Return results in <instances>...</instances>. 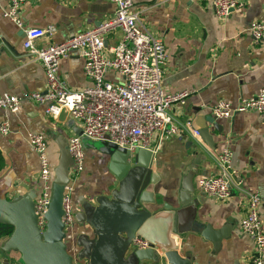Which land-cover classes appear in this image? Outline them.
Here are the masks:
<instances>
[{
  "label": "crops",
  "instance_id": "crops-1",
  "mask_svg": "<svg viewBox=\"0 0 264 264\" xmlns=\"http://www.w3.org/2000/svg\"><path fill=\"white\" fill-rule=\"evenodd\" d=\"M242 1L245 7L233 10L222 20L215 13L213 0H133L143 26L165 44L168 59L163 90L191 92L185 104L175 103L171 109L174 122L184 133L166 138L159 146L151 144L158 183L149 189L157 193L159 203L148 205L155 211L180 198L185 168L195 157L193 150L187 149V141L197 143L200 163L194 178V197L199 200L196 218L203 224L206 236L190 232L180 239L183 256L191 264H253V240L242 231L240 221L248 212L251 194L264 193V115L238 113L211 122L212 108L219 100L236 104L264 88V42H256L251 32L255 23L264 22V0ZM8 3L9 0H0V95L46 91L43 64L24 46L26 30L54 27L37 45L59 43L99 26L116 10L109 0H26L22 6L24 25L20 28L4 17ZM122 35L120 29L110 32L105 40L107 49L116 45ZM84 64L79 54L61 60L60 74L70 88L77 90L93 84L85 74ZM106 77L123 81L114 71ZM47 107L48 103L23 100L18 112L0 108V198L13 199L26 193L36 198L39 194L40 161L28 141V132L46 136L54 167L61 147H69L70 139L81 133L79 121L69 111L53 118L46 113ZM5 123L8 132L1 130ZM194 129L202 132L200 139L193 136ZM226 146L232 148V163L238 175L232 182L231 198L220 202L204 194L197 181L219 172L216 155ZM85 154V168L72 181L75 224L66 238L75 255L81 250L77 243L81 234L95 236L90 224L77 219L83 210L82 201H94L99 195L111 197L118 184L109 170L107 155L86 145ZM259 212L264 224V204ZM7 239L8 236L0 239V248ZM19 256L0 249V264L6 260L19 264Z\"/></svg>",
  "mask_w": 264,
  "mask_h": 264
},
{
  "label": "built area",
  "instance_id": "built-area-1",
  "mask_svg": "<svg viewBox=\"0 0 264 264\" xmlns=\"http://www.w3.org/2000/svg\"><path fill=\"white\" fill-rule=\"evenodd\" d=\"M26 0H9L4 17L18 27L24 25L22 6ZM116 6L112 18L99 26L82 31L59 43L38 46L37 41L50 28H30L26 30L24 46L28 52L43 64L46 74L45 92H25L22 95L3 93L0 95V108L18 112L23 100L48 103L46 113L58 118L64 110L79 121L82 134L74 135L69 142L73 158L71 183L66 186L63 196L62 220L67 234L75 224L72 181L85 168V146L83 137L93 141H107L130 151L132 156L140 148L151 149L153 142L158 146L169 137L181 136L182 127L174 122L171 109L175 103H186L190 91L165 92L162 77L168 56L161 38L154 36L142 24L140 13L134 8L133 0H109ZM245 7L242 0H213V8L219 19L224 20L233 10ZM120 29L121 40L107 49L106 36ZM256 42H264V22H257L251 28ZM79 54L85 60L86 76L93 84L81 89L70 88L60 74L63 58ZM110 71L123 78L122 82L107 79ZM218 119H229L238 113L258 112L264 115V88L253 96L240 99L236 104L219 100L212 108ZM8 132V124L1 126ZM194 137L200 139L199 130H192ZM28 141L38 154L40 161L39 194L35 198L38 224L42 231L47 227L45 215L51 200L54 181V165L48 153L46 136L42 133L28 132ZM233 151L226 146L216 155L219 172L202 176L197 184L208 197L220 202L232 196V182L238 175L233 167ZM264 204V193L250 196L249 209L240 221L244 233L254 244L253 264H264V224L259 207ZM132 247L152 248L153 244L142 237L135 236Z\"/></svg>",
  "mask_w": 264,
  "mask_h": 264
},
{
  "label": "water",
  "instance_id": "water-1",
  "mask_svg": "<svg viewBox=\"0 0 264 264\" xmlns=\"http://www.w3.org/2000/svg\"><path fill=\"white\" fill-rule=\"evenodd\" d=\"M216 120L214 116L211 122L216 123ZM214 126L220 131L218 125ZM199 133L202 134L200 130ZM187 149H192L195 157L185 168L180 198L175 204L164 203L160 209L152 211L148 205L159 203L157 193L149 189L158 183L153 169V151L140 148L131 156L129 150L107 143L102 153L109 157L108 167L118 184L111 191V197L99 195L94 201H82L83 210L77 219L90 224L95 236L81 234L77 240L81 250L75 255L66 243L67 230L62 220L63 196L71 183L73 158L67 145L61 147L54 167L44 231L38 224L32 193L13 199L0 198V223L13 227L2 251L19 253L22 264H191L183 256L179 241L190 232L202 233L204 237L206 234L203 224L196 218L199 200L194 197V178L200 163L197 159L199 145L188 140ZM135 236L149 240L153 247H131Z\"/></svg>",
  "mask_w": 264,
  "mask_h": 264
},
{
  "label": "rangeland",
  "instance_id": "rangeland-1",
  "mask_svg": "<svg viewBox=\"0 0 264 264\" xmlns=\"http://www.w3.org/2000/svg\"><path fill=\"white\" fill-rule=\"evenodd\" d=\"M105 137H106V139L103 140V141H93V140H90V139H88V138H86V137H83V141H84V143H87L86 146H89V145H90L89 147H93V146L98 147V148H99L98 151H99L100 153H102V148H105L106 145H107V143H109V142L107 141V138H108L109 136L106 135ZM101 155H102V154H101ZM0 249H1V248H0ZM4 264H16V263H12V262H9L8 260H6ZM17 264H18V263H17ZM19 264H22V263L19 262Z\"/></svg>",
  "mask_w": 264,
  "mask_h": 264
},
{
  "label": "trees",
  "instance_id": "trees-1",
  "mask_svg": "<svg viewBox=\"0 0 264 264\" xmlns=\"http://www.w3.org/2000/svg\"><path fill=\"white\" fill-rule=\"evenodd\" d=\"M13 231V227L8 224L0 223V239L3 237H9Z\"/></svg>",
  "mask_w": 264,
  "mask_h": 264
},
{
  "label": "bare ground",
  "instance_id": "bare-ground-1",
  "mask_svg": "<svg viewBox=\"0 0 264 264\" xmlns=\"http://www.w3.org/2000/svg\"><path fill=\"white\" fill-rule=\"evenodd\" d=\"M87 138V137H86Z\"/></svg>",
  "mask_w": 264,
  "mask_h": 264
}]
</instances>
